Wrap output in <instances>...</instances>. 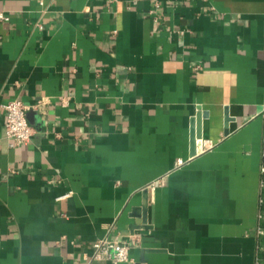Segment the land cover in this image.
Returning <instances> with one entry per match:
<instances>
[{"label": "crops", "instance_id": "1", "mask_svg": "<svg viewBox=\"0 0 264 264\" xmlns=\"http://www.w3.org/2000/svg\"><path fill=\"white\" fill-rule=\"evenodd\" d=\"M133 1L0 0V264H255L264 0Z\"/></svg>", "mask_w": 264, "mask_h": 264}, {"label": "built area", "instance_id": "2", "mask_svg": "<svg viewBox=\"0 0 264 264\" xmlns=\"http://www.w3.org/2000/svg\"><path fill=\"white\" fill-rule=\"evenodd\" d=\"M138 1L140 0L133 1V4L136 5ZM151 14L157 20L156 11L152 10ZM9 20V14L0 9V23L8 22ZM3 107L6 110L5 134L11 140L12 146H20L29 142L33 137L34 130L27 121L26 105L21 100L14 99ZM261 175L256 224L257 248L255 264H264V164L261 168ZM159 183L161 184L162 180ZM69 195L67 194L62 198H66ZM131 246V242L125 240L98 239L92 244L88 261L90 263L97 261L108 264L129 263L133 260L130 255Z\"/></svg>", "mask_w": 264, "mask_h": 264}, {"label": "water", "instance_id": "3", "mask_svg": "<svg viewBox=\"0 0 264 264\" xmlns=\"http://www.w3.org/2000/svg\"><path fill=\"white\" fill-rule=\"evenodd\" d=\"M206 114L199 109L196 116L192 119L191 131V157L197 155L198 140L203 138V118Z\"/></svg>", "mask_w": 264, "mask_h": 264}, {"label": "trees", "instance_id": "4", "mask_svg": "<svg viewBox=\"0 0 264 264\" xmlns=\"http://www.w3.org/2000/svg\"><path fill=\"white\" fill-rule=\"evenodd\" d=\"M264 162V161H263Z\"/></svg>", "mask_w": 264, "mask_h": 264}]
</instances>
